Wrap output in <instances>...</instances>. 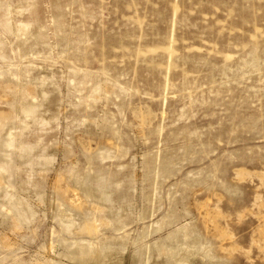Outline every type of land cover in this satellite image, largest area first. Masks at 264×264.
<instances>
[{"label": "rangeland", "instance_id": "374dc122", "mask_svg": "<svg viewBox=\"0 0 264 264\" xmlns=\"http://www.w3.org/2000/svg\"><path fill=\"white\" fill-rule=\"evenodd\" d=\"M0 264H264V0H0Z\"/></svg>", "mask_w": 264, "mask_h": 264}]
</instances>
